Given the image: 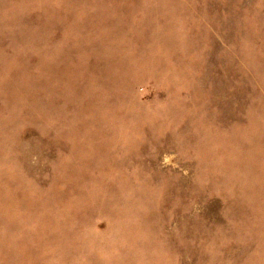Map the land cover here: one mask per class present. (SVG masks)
<instances>
[{"label":"rangeland","instance_id":"obj_1","mask_svg":"<svg viewBox=\"0 0 264 264\" xmlns=\"http://www.w3.org/2000/svg\"><path fill=\"white\" fill-rule=\"evenodd\" d=\"M0 264H264V0H0Z\"/></svg>","mask_w":264,"mask_h":264}]
</instances>
